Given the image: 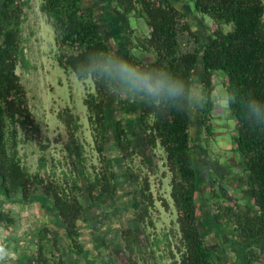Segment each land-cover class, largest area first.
Segmentation results:
<instances>
[{
	"label": "trees",
	"instance_id": "16d2710c",
	"mask_svg": "<svg viewBox=\"0 0 264 264\" xmlns=\"http://www.w3.org/2000/svg\"><path fill=\"white\" fill-rule=\"evenodd\" d=\"M39 2L40 11L55 31L58 65L79 80L92 81L93 91L86 92L83 103L98 164L88 163L78 135L82 127L80 117L68 106L57 113L67 134L61 177L54 170L47 176L41 174L46 167L44 155L34 173L23 164L21 143L34 142L42 152L48 148L16 71L17 66L28 70L30 64L23 34L25 9L30 8V0H0V226L9 227L17 221L5 208V202L30 205L37 201L43 210H53L62 226L58 230L45 223L32 231L29 259L21 256L20 262L69 264L70 253L78 258L86 253L80 238L88 207L114 201L122 194L118 168L121 161L124 177L134 183L135 192L133 223L117 233L126 253L123 264H159L160 239L146 233V229L154 227L155 202L160 201L166 209L169 206L165 198L154 196L149 173L132 164L139 141L140 152L153 154L144 156L141 164L152 165L151 158L159 148L170 175L169 194L177 228L169 229L176 237L175 243L164 234L169 257L164 264H225L230 252L239 258L240 264H264V128L254 127L245 119L247 101L264 100V0H112L111 11L105 8V18L111 26L120 25L113 20L115 12L126 20L119 57L144 68L170 71L186 82L189 94L195 84L198 86L203 102L198 107V120L210 137L214 133L216 110L214 78L216 74L222 76L226 107L236 131L231 152L240 170L235 176V188L242 201L222 181L215 187L212 181L216 179L208 173L209 200L214 207L212 215H206L208 223L199 221L201 209L196 201L201 175L190 132L195 120L194 105L189 103L186 109L177 110L140 103L135 108L134 120L126 111L119 113L116 106L127 100L125 96L91 75L83 79L76 74L77 66L89 54H114L93 6L83 5L82 0ZM194 13L201 20H211L213 26L205 25L200 33L188 20ZM130 17L142 19L147 33H135L129 25ZM143 53L149 57L144 58ZM229 95L233 98L231 105ZM112 100L117 102L113 104ZM131 124L134 131L129 129ZM133 137L139 139L134 141ZM110 150L115 151L114 156ZM209 224L216 227L217 236L223 234L222 244H212ZM94 241L103 247L101 237ZM4 243L0 236V248ZM98 244L96 247L100 248ZM5 262L0 254V264Z\"/></svg>",
	"mask_w": 264,
	"mask_h": 264
},
{
	"label": "rangeland",
	"instance_id": "374dc122",
	"mask_svg": "<svg viewBox=\"0 0 264 264\" xmlns=\"http://www.w3.org/2000/svg\"><path fill=\"white\" fill-rule=\"evenodd\" d=\"M112 0H82L83 5L93 6L97 18L100 20L104 33L108 38L113 52L119 56L122 51L121 37L124 36V31L127 30L126 20H123L120 15L113 13V20L119 21L120 25H110L107 23L108 19L105 18L106 10L113 7ZM39 0H30V8L25 9L26 20L23 24V34L25 41V55L29 60V68L25 70L17 66V73L21 77V82L27 91V98L29 107L34 114L36 120L41 125L43 143L48 144L45 152H42L38 145L34 142L21 143L19 146L20 157L23 164L32 173L37 171L39 158L44 155L46 159V167L41 172L42 175L47 176L54 170L59 178L61 171L65 169L64 164V150L63 143L67 140L66 129L63 123L58 119L57 113L65 107H70L72 111L80 117L82 127L78 133L80 139L83 141L88 163L98 164V156L93 147V140L89 123L87 120V110L83 103L87 91H93V84L90 79L85 81L79 80L73 73L65 72L56 60L57 46L55 40V31L48 21L46 15L39 9ZM106 8V10H105ZM114 11V10H113ZM188 20L193 23L196 29L201 33L208 27L213 26V22L209 19L199 18L197 14H191ZM129 25L135 30V33H147L146 25L142 19L129 18ZM114 26V27H113ZM207 28V27H206ZM191 45V44H189ZM142 54V53H141ZM144 58L149 55L143 53ZM215 91L214 97L216 100V110L214 112V133L213 135L206 136L205 132L199 124L198 120V107H193V120L192 128L190 130L193 145L196 151V162L198 171L200 173V187L197 194V204L200 206L199 221L208 223L206 215H212L213 205L209 200L210 186L207 183L208 173H213L212 178H215V187L222 181L223 185L230 191L235 193V196L241 201V194L235 188L237 183L235 176L239 174L240 170L236 162L233 161V152L231 149L235 147L233 137L236 135L233 120L230 118L227 110L226 92L222 87V76L215 75ZM194 87L198 90V86ZM117 101L112 100V103ZM141 101L124 100L121 105L115 110L126 111L128 117H136L135 108ZM226 103V104H225ZM130 125L129 129L134 131ZM111 138L112 135H111ZM110 138V139H111ZM136 138L134 141H137ZM112 141V140H111ZM137 141L138 152L134 157L133 166L135 168L141 166L144 171L150 175L151 189L154 196H161L166 199L169 209H166L160 201L155 202V208L152 210V218L154 220V227H148L146 233L152 237H159L160 243L157 248L159 254V264H164L169 261L168 252L166 251V242L164 234L169 236V239L175 243L174 237L169 229L177 228L175 221V210L170 198V175L164 165V154L161 149H156L152 159V165L148 164L143 166L141 159L150 154V152H140V147ZM110 154L114 156L115 151L110 150ZM145 154V155H144ZM237 160V158H236ZM122 162H118V168L121 171L119 174L122 194L114 201H107L99 206H89L88 216L84 219V229L82 231L81 242L84 244L86 253L79 258L70 253L71 259L69 264H101L98 260L99 254L104 251L101 248L102 244L95 241L97 237H103L108 243H112L115 238V248L119 249L118 252L111 253L114 263H125L126 253L124 252L118 231L121 227L128 225L132 222L134 216V183L129 178L124 177L122 172ZM151 167V170L148 169ZM219 166H222L219 170ZM124 167V164H123ZM166 173V174H163ZM122 175V176H121ZM33 202L30 205L10 204L5 202L4 206L10 210L16 217V223L9 227L0 226V236L4 239V246L0 248L1 256L5 257L6 264H23L22 260L18 259L21 256H26L29 259L31 253L32 236L31 232L35 231L41 224H49L58 227L62 230L61 222L55 216L54 211L49 209L43 210L40 202ZM53 213V215H52ZM54 216V218H53ZM91 219V220H90ZM116 226L114 232V227ZM210 228L209 238L212 244H222L225 238L216 235V227L208 225ZM92 228V229H90ZM63 231H59L62 234ZM223 232V231H222ZM103 235V236H102ZM102 238V239H103ZM100 245L97 248L96 245ZM66 243H63L64 248ZM113 247V246H112ZM111 247V248H112ZM114 247L112 248L115 249ZM115 249V250H116ZM78 258V259H77ZM89 260V261H88ZM107 260V259H106ZM109 261V260H107ZM225 264H240L239 258L230 252L226 255ZM95 262V263H94Z\"/></svg>",
	"mask_w": 264,
	"mask_h": 264
},
{
	"label": "clouds",
	"instance_id": "9594fccd",
	"mask_svg": "<svg viewBox=\"0 0 264 264\" xmlns=\"http://www.w3.org/2000/svg\"><path fill=\"white\" fill-rule=\"evenodd\" d=\"M76 74L83 79L91 77L107 88L117 91L128 100L141 101L153 107L166 105L177 110L186 109L190 103L203 105L196 88L191 94L186 82L161 68H144L106 51L89 54ZM233 98L229 95L228 103ZM245 119L254 127L264 128V100L249 99L245 107Z\"/></svg>",
	"mask_w": 264,
	"mask_h": 264
},
{
	"label": "flooded vegetation",
	"instance_id": "af4514ba",
	"mask_svg": "<svg viewBox=\"0 0 264 264\" xmlns=\"http://www.w3.org/2000/svg\"><path fill=\"white\" fill-rule=\"evenodd\" d=\"M115 228H116V226L114 227V232H116V230H115ZM90 229H92V228H90ZM103 236V235H102ZM104 238L106 237V235L104 234V236H103ZM102 237V238H103ZM103 238V240H104V245H103V247H101V248H104V251L102 252V253H100L99 255V257H98V260L100 261V263L101 264H117V263H114V259H113V257H112V255H114V254H112L111 255V253H114V251L115 252H118L119 251V249H120V247H119V249H116L115 248V238H114V241L112 242V243H108L105 239ZM116 249H113L112 250V248L113 247ZM112 247V248H111ZM83 257V256H82ZM109 260V261H107V260ZM89 261V260H88ZM90 262H91V260H90ZM89 262V264H91ZM95 263V262H94ZM97 264V263H96ZM119 264V263H118ZM227 264V263H226Z\"/></svg>",
	"mask_w": 264,
	"mask_h": 264
}]
</instances>
